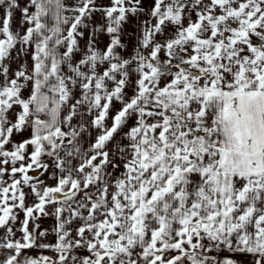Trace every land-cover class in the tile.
I'll list each match as a JSON object with an SVG mask.
<instances>
[{"label": "snow or ice", "instance_id": "1", "mask_svg": "<svg viewBox=\"0 0 264 264\" xmlns=\"http://www.w3.org/2000/svg\"><path fill=\"white\" fill-rule=\"evenodd\" d=\"M0 264H264V0H0Z\"/></svg>", "mask_w": 264, "mask_h": 264}, {"label": "crops", "instance_id": "2", "mask_svg": "<svg viewBox=\"0 0 264 264\" xmlns=\"http://www.w3.org/2000/svg\"><path fill=\"white\" fill-rule=\"evenodd\" d=\"M16 20L18 21V19H19V13H16ZM106 39V38H105ZM128 39H131L130 37L128 38ZM45 223H51L50 221H46ZM240 260H244L245 258L244 257H240L239 258Z\"/></svg>", "mask_w": 264, "mask_h": 264}]
</instances>
